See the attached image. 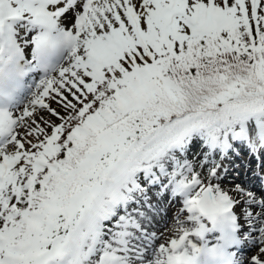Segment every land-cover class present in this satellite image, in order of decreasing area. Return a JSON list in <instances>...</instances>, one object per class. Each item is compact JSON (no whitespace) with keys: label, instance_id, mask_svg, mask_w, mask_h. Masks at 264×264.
Instances as JSON below:
<instances>
[{"label":"snow or ice","instance_id":"obj_1","mask_svg":"<svg viewBox=\"0 0 264 264\" xmlns=\"http://www.w3.org/2000/svg\"><path fill=\"white\" fill-rule=\"evenodd\" d=\"M0 264H264V0H0Z\"/></svg>","mask_w":264,"mask_h":264},{"label":"rangeland","instance_id":"obj_2","mask_svg":"<svg viewBox=\"0 0 264 264\" xmlns=\"http://www.w3.org/2000/svg\"><path fill=\"white\" fill-rule=\"evenodd\" d=\"M22 33H23V29L20 30V35H17V36L15 37V39H16L17 41H20V40H21V38H22ZM33 34H34L33 32H29V33H28V36H27L26 38H27V39H30L31 36H32ZM29 51L31 52V45H28L26 48L23 49L24 55H26V59H28L29 56L31 55V53H30V54L28 53ZM68 58H69V54H67V56L65 57V60H64V62H63L62 64H65V63L67 62ZM59 67H61V66H59ZM59 67H58V68H59ZM58 68H57V69H58ZM33 90H34L33 88L29 89V93H27L28 95H27L26 97L23 96V98H21L22 101L20 100V101L18 102L21 106L26 105V104L28 103V101L31 99V95H32V91H33ZM243 157H244L243 154H241L240 156H233V157H230V158L226 161V163H225V167H226V169L229 168V166H230L231 164H232V167H236L237 169H238V168H242V167H241V162L243 161ZM247 162H248V160H246V158H245V160H244V164H246V166H252L251 163L248 164ZM253 165H255V162L253 163ZM232 173L235 174V176H237L238 178L243 177V176H241L240 173H237V172H234V171H231V170H227L226 175H227V178H229V179L227 180L228 183H231V182H232V181L230 182V179L232 180V177H233V176L231 175ZM228 174H230V175H228ZM161 226H163V223H160V224L156 225V226H155V227H156V230L158 231V229H160ZM250 252H251V249L246 245V250H245L246 256L249 255Z\"/></svg>","mask_w":264,"mask_h":264},{"label":"bare ground","instance_id":"obj_3","mask_svg":"<svg viewBox=\"0 0 264 264\" xmlns=\"http://www.w3.org/2000/svg\"><path fill=\"white\" fill-rule=\"evenodd\" d=\"M158 231H164V232H167V228H166L165 225L163 224V226H161L160 229H158Z\"/></svg>","mask_w":264,"mask_h":264}]
</instances>
